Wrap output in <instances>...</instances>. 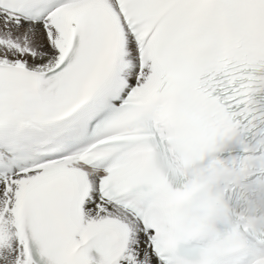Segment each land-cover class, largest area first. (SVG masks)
I'll list each match as a JSON object with an SVG mask.
<instances>
[{"label": "snow or ice", "instance_id": "6c2138e0", "mask_svg": "<svg viewBox=\"0 0 264 264\" xmlns=\"http://www.w3.org/2000/svg\"><path fill=\"white\" fill-rule=\"evenodd\" d=\"M0 264H264V0H0Z\"/></svg>", "mask_w": 264, "mask_h": 264}]
</instances>
